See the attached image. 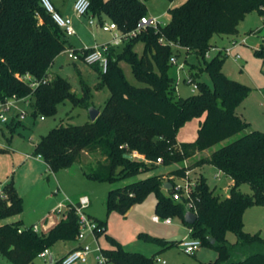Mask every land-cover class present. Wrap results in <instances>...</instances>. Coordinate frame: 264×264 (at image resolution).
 Segmentation results:
<instances>
[{
	"label": "trees",
	"instance_id": "1",
	"mask_svg": "<svg viewBox=\"0 0 264 264\" xmlns=\"http://www.w3.org/2000/svg\"><path fill=\"white\" fill-rule=\"evenodd\" d=\"M145 1L89 0V14L98 23L107 18L120 30L129 31L147 15ZM168 11L170 19L158 31L147 26L137 36L110 46L104 72L97 64L91 65L97 72L96 87L109 91L97 117L51 128L40 137L33 155L40 156L53 173L74 164H90L83 173L85 178L108 184L136 178L158 166L181 165L171 173L177 178L197 167L211 166L231 179L229 196L215 195L206 178L200 176L191 191L196 216L192 225L184 220L189 212L186 201L172 197L174 182H163L159 175L110 190L106 211L125 214L153 194L156 216L180 220L191 238L216 253V259L206 264H264V238L245 232L243 222L247 209L264 207V131L252 129L236 112L251 88L224 73L222 51L206 56L215 46L213 37L236 35L247 13L256 11L264 18V0H184ZM70 37L40 0H0V101L28 96L31 115L42 117L53 115L58 104L66 100L74 106L91 107V88L80 75L81 94H77L66 77L49 71L58 54L76 47ZM138 43L142 44L141 53L135 50ZM255 54L264 60V44ZM172 56L183 59L197 84V90L184 98L176 95L175 73H169L175 68ZM120 62L129 65L135 83L126 77ZM202 73L208 74L212 87L199 80ZM25 75L37 85L31 87ZM194 118L200 119L195 139L178 142L179 128ZM20 122L12 119L7 128L13 132ZM133 153L144 158H135ZM89 155L98 157L85 162ZM192 158V167L183 166ZM165 184L171 187L165 189ZM242 185L251 193H243ZM22 212V199L13 182L4 185L0 221ZM97 223L110 244L102 249L110 264H155V256L125 251L106 235L105 222ZM78 232V217L72 209L47 233H35L21 220L8 222L0 225V254L14 264H34L39 253L59 242H73ZM228 233L235 235L234 243L227 241ZM138 237L162 249L178 244L144 233Z\"/></svg>",
	"mask_w": 264,
	"mask_h": 264
},
{
	"label": "rangeland",
	"instance_id": "2",
	"mask_svg": "<svg viewBox=\"0 0 264 264\" xmlns=\"http://www.w3.org/2000/svg\"><path fill=\"white\" fill-rule=\"evenodd\" d=\"M51 2L53 4L52 0ZM182 2L184 0H174L172 2L168 0H146L147 15L158 17L160 23L164 24L170 19L168 9L180 5ZM56 3L60 5L61 9L66 7L68 11H71L73 1L56 0ZM78 18L81 24L72 22L74 27L77 28V34L71 36L70 39L74 40L78 34H81L83 39L91 44L110 40V33L100 29L96 18H93L94 23L91 25L88 24L87 16ZM105 20L109 21L107 18ZM241 21L244 22V30H240L238 41L244 37L246 42L239 44L233 50V54L237 53L241 58L234 61L231 56H226L223 63V71L231 79L244 83L251 88L249 95L237 106L236 112L251 122L252 129L264 131V72L262 71V59L255 54V50L260 44H264V21H262L256 11L247 13ZM249 29H252V31H249ZM228 40L229 38L226 36L222 38L214 36L212 42L221 44L227 43ZM135 50L141 53L142 44H136ZM214 53V51L209 50L208 56L210 57ZM189 60H192V57H189ZM178 61L184 62L182 58ZM78 63L68 58L64 50L55 57L50 73L51 75L60 74L66 77L77 94H81V86L79 84L81 76L91 88V107L100 109L108 98L109 91L105 87H96L98 78L93 66L87 67L83 65L82 70L80 69L81 67H78L80 66ZM120 65L126 77L135 83L136 81L129 65L125 62H120ZM169 73L171 76L174 75L175 68H171ZM189 75V69L184 62V69L180 72V80L177 81L175 76L174 81L175 93L178 97L184 98L195 92L191 91L192 86L186 80ZM199 80L212 87L208 74L202 73ZM15 106L25 110L27 114L13 132H10L8 128L0 132V191L4 185L13 182L18 195L22 199L23 212L19 216L0 221V225L21 220L23 226L33 227L37 225L44 233H47L50 230L47 224L51 221L58 222L65 212L64 209L61 215H54L52 213L54 208L59 203H63L65 197L69 198L73 203H77L78 197L85 195L90 199L91 204L84 210V213L96 221L105 222L106 235L118 242L127 252L139 253L146 257L155 256V259L158 258L166 264H206L216 259V253L208 248L200 247L195 256H190L184 254L178 244L162 249L156 244L138 237L140 233L164 240L175 236H180V238L188 236L187 228L178 219H172L171 225L152 221V218L156 215V199L153 194H150L143 202L133 205L125 214L117 212L107 213L106 211L105 200L108 192L112 189L123 187L128 183L159 175L163 182L171 180L174 185L184 184V181L171 174L172 171L181 165L158 166L157 169L149 173L114 184L94 182L85 178L83 173L88 170L90 164H74L66 170H60L55 173L48 172L42 159H35L32 156L25 158V154H33L34 146L40 137L47 134L51 128L59 125L82 124L91 121L89 108L74 106L69 100H66L58 104L57 110L53 115L43 116V120H40L39 115H31L30 107H27L24 102H17ZM15 108H12L10 113L13 111L17 112ZM199 120L198 118L191 119L179 128L176 134L177 141L189 142L194 140L197 135ZM221 144L213 146L212 149L218 148ZM133 156L138 159L144 158L137 153H133ZM97 157V155H89V157H86L85 162ZM195 159L185 160L183 166L191 165L192 167ZM200 176L206 178L209 187L214 189L215 195H219L222 198L229 196L230 187L232 186V181L229 177L211 166L204 165L201 169L197 167L191 170L187 175V180L189 183H196ZM58 188L59 192L56 193ZM241 190L246 194L251 193L247 185H242ZM243 216L244 231L251 234L259 232L264 238V207L249 208ZM103 232L98 233L97 240L101 249H107L110 248V244L105 236H102ZM226 238L229 243H234L236 240L235 235L232 233H228ZM84 244L90 245L92 250L96 247L95 243L89 238L84 241ZM71 246L72 242H59L52 248L54 262L50 263L48 259L36 258L34 264H60V252ZM96 254L92 252L87 263L77 262L75 264H95ZM0 264L14 263L0 254ZM155 264L161 263L155 262Z\"/></svg>",
	"mask_w": 264,
	"mask_h": 264
},
{
	"label": "built area",
	"instance_id": "3",
	"mask_svg": "<svg viewBox=\"0 0 264 264\" xmlns=\"http://www.w3.org/2000/svg\"><path fill=\"white\" fill-rule=\"evenodd\" d=\"M42 6L52 14V18L54 21L62 27L68 36H74L76 34V30L72 24V21L68 17L62 16L58 13L51 0H40ZM89 0H74L73 3V12L77 17L87 16L88 24H93V16L89 14ZM98 23V22H97ZM100 29L104 32H108L111 35L109 41L102 43H93L91 45L82 44L81 46L76 47H68L65 49L68 58H70L73 62H81L87 65L97 64L101 71H105L107 67V51L110 46L119 45L122 42L128 40L129 38L137 36L140 32L146 29L147 26H152L156 31H158L159 26L163 25L160 23L158 17L145 15L140 18L137 22L136 26L129 31H122L118 28L116 23L108 20H104L102 23H98ZM160 42L163 41V38L159 39ZM244 42V39L237 41L232 39L230 42V46L224 48H218L216 46L212 47L210 50L222 51L225 56H232V58L237 61L240 59L239 54H232L231 50L237 44ZM209 52H207L206 56H208ZM170 62L175 67V76L176 80H180V72L184 69V62H179L175 56L170 58ZM262 71L264 72V60L262 61ZM27 81L30 82L31 87H35L37 82L33 81V79L29 75H25L24 77ZM187 82L191 84V91L194 92L197 90V84L192 80L190 76L186 78ZM176 88V87H175ZM24 102L27 107H30V99L28 96L17 99L15 96L7 98L4 101H0V132L3 129H7V124L14 120H23L27 114V112L23 109H19L15 106L17 102ZM16 107V108H15ZM15 108L17 110L10 113L11 109ZM42 119L43 117L40 116ZM31 154H26V157H31ZM40 158V156H36ZM161 163V159H157V164ZM191 171H186L185 176L180 178L184 181V184L174 185V193L172 195L173 199L176 201L185 200L186 201V209L195 213V203L191 198V191L195 187L196 183H189L187 180V175ZM59 192V189L56 193ZM90 204L89 198L87 196H81L78 199L77 203H73L69 198L65 197L64 202L59 203L52 213L54 215H61L63 210L65 212L68 210H73L78 217L79 222V232L75 237V241L78 243L77 246L66 253L63 257L60 258V264H75L77 262L86 263L88 258L92 252L97 253L95 257V264H110L106 257L102 254V249L100 248L97 240V234L104 231V228L99 227L96 220L90 218L84 213V210L88 208ZM64 212V213H65ZM63 213V214H64ZM62 214V216H63ZM152 221L155 223H163L165 225H171L172 219L165 218L161 219L158 216H154ZM32 230L35 233H44L37 225L32 227ZM188 230V236L185 238H180L178 241V246L181 251L186 255H194L201 247V243L197 239H193L190 237V230ZM90 238L95 243V249L92 250V247L88 244H84V241ZM51 256L50 250L46 249L39 253L38 258L47 259ZM155 262L165 264L164 261L160 259H155Z\"/></svg>",
	"mask_w": 264,
	"mask_h": 264
},
{
	"label": "crops",
	"instance_id": "4",
	"mask_svg": "<svg viewBox=\"0 0 264 264\" xmlns=\"http://www.w3.org/2000/svg\"><path fill=\"white\" fill-rule=\"evenodd\" d=\"M53 1V6H54V8H55V10L57 11V12H59L62 16H64V17H68V18H70L71 19V21L73 22H78V23H80L81 24V22H80V20H79V18L74 14V12H73V8L71 9V11H68L67 10V8L65 7L64 9H61V7H60V5H58L57 3H56V0H52ZM73 1V3H74V0H72ZM73 3H72V7H73ZM259 15V14H258ZM260 16V15H259ZM261 17V16H260ZM262 18V17H261ZM244 21V20H243ZM243 21H241L240 23H239V25H238V33L236 34V35H234V36H226V37H228L229 38V40H228V42L227 43H221V44H218V43H215V46L216 47H218V48H224V47H228V46H230L229 44H230V42H231V40L232 39H234V40H237L238 41V36H239V33H240V30H244L243 29ZM262 21H264V18H262ZM74 26V25H73ZM75 28V27H74ZM75 30H76V34H77V28H75ZM249 31H252V29H249ZM253 31H255V29H253ZM250 33V32H249ZM220 38H222V37H220ZM242 39H244V42H241V43H239V44H243V43H245L246 42V38H241V40ZM72 40V42H73V44L75 45V46H81L82 44H88V45H91V43H89L88 41H86V40H84L83 39V36L81 35V34H78L77 35V37H75V39L73 40V39H71ZM230 41V42H229ZM95 43V42H94ZM239 44H237L236 46H234L233 48H232V50H231V53L233 54V50L234 49H236V47L239 45ZM263 44V43H262ZM260 46H261V44H260ZM259 46V47H260ZM258 47V48H259ZM257 48V49H258ZM211 51H214V52H216V50H211ZM235 54V53H234ZM237 54V53H236ZM226 57V56H225ZM231 58H232V56H231ZM241 58V57H240ZM233 59V58H232ZM234 60V59H233ZM235 61V60H234ZM80 66H78V67H81L80 69H82V66L83 65H86L87 67L88 66H90V65H87V64H84V63H81V62H79L78 63ZM52 65H53V63H52ZM52 65L50 66V68H49V71L52 69ZM91 67V66H90ZM83 70V69H82ZM98 110H99V108H98ZM241 116H243V115H241ZM244 117V116H243ZM245 118V117H244ZM246 119V118H245ZM40 120H43V118L41 119L40 118ZM247 120V119H246ZM250 122V121H249ZM250 124H251V122H250ZM179 142V141H178ZM26 154H29V153H26ZM26 154H25V158H30V157H26ZM32 155V157H35V159H39V160H41V158H38V157H36V156H34L33 154H31ZM44 163V162H43ZM44 165H45V163H44ZM45 167H46V169H47V171L48 172H51L49 169H48V167L45 165ZM203 167V166H202ZM202 167H199L200 169L202 168ZM219 172V171H218ZM59 189V188H58ZM83 196H85V195H83ZM79 197H81V196H79ZM78 197V198H79ZM89 201H90V199H89ZM90 204H91V201H90ZM55 207V206H54ZM53 207V208H54ZM52 208V209H53ZM259 208H262V207H259ZM245 214V213H244ZM244 217V216H243ZM57 222H55V221H51V222H49V224H47V227H50V228H48V229H51L55 224H56ZM49 225V226H48ZM188 229V228H187ZM259 233V232H258ZM88 239V238H87ZM86 239V240H87ZM90 239V238H89ZM85 240V241H86ZM77 242L74 240V242H72V246L71 247H69L68 249H66L65 251H61L60 252V258L61 257H63L66 253H68L70 250H72V249H74L76 246H77ZM51 256L50 257H52V262H54L55 260H54V258H53V252H52V249H51ZM198 252V251H197ZM196 252V253H197ZM195 253V254H196ZM195 254L193 255V256H195ZM50 257H48L47 259L48 260H50ZM90 257V256H89ZM88 262V261H87ZM86 262V263H87ZM166 264V263H165Z\"/></svg>",
	"mask_w": 264,
	"mask_h": 264
},
{
	"label": "water",
	"instance_id": "5",
	"mask_svg": "<svg viewBox=\"0 0 264 264\" xmlns=\"http://www.w3.org/2000/svg\"><path fill=\"white\" fill-rule=\"evenodd\" d=\"M98 114H99V110L98 109H96L94 107H89V116H90V120L91 121L94 120L97 117ZM126 157H130V156L126 155ZM164 187H165V189H169L171 187V185L170 184H165ZM195 219H196V216L193 213L187 212L185 214L184 220H185V222L187 224L192 225L194 223ZM179 240H180V236H175V237H172V238L168 239L167 241L169 243H177ZM49 262L52 263V257H50Z\"/></svg>",
	"mask_w": 264,
	"mask_h": 264
}]
</instances>
